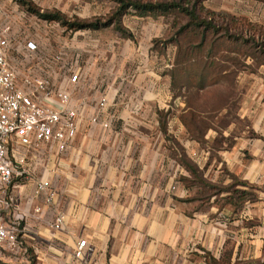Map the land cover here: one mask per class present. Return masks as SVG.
<instances>
[{"label": "crops", "instance_id": "crops-1", "mask_svg": "<svg viewBox=\"0 0 264 264\" xmlns=\"http://www.w3.org/2000/svg\"><path fill=\"white\" fill-rule=\"evenodd\" d=\"M242 2L253 4L254 10L241 8ZM213 11L246 18L264 30V0H221ZM130 52L125 61L132 56L135 64L136 49ZM149 64L129 81L115 74L102 77L95 65L81 66V83L75 88L92 104L108 96L100 119L110 118L111 128L85 124L64 154L28 155L27 168L38 177L55 171L52 184L56 208L66 214L64 230H50L55 212L42 198L28 206L36 189L31 179L15 184L16 210L3 211L2 219L25 229L24 245L38 264H79L73 251L80 240L94 247L92 260L98 264H210V257L220 264H264V75H239L252 84L243 86L236 120L197 139L184 118L190 111L198 119L202 115L185 98L177 105L171 95L190 88L173 85V68L161 76ZM258 68L264 69V62ZM163 78L170 82L165 89L159 85ZM83 113L91 117L95 110ZM239 121L245 123L241 129ZM173 127L184 135L181 145ZM208 140L217 142L212 151ZM196 146L198 160L192 157ZM196 189L199 194L193 196ZM236 191L253 196L240 200ZM38 206L41 215L34 213Z\"/></svg>", "mask_w": 264, "mask_h": 264}, {"label": "rangeland", "instance_id": "rangeland-1", "mask_svg": "<svg viewBox=\"0 0 264 264\" xmlns=\"http://www.w3.org/2000/svg\"><path fill=\"white\" fill-rule=\"evenodd\" d=\"M30 1L43 12L58 10L71 20H93L100 18L104 22L117 9V5L109 0ZM220 4L221 0H209L205 2V6L211 11L219 9ZM240 6L244 9L248 8L250 11H253L255 8L253 4H247L246 2H242ZM229 7L225 6L227 9ZM0 9L15 21L17 30L15 37L19 36L20 39L36 38L38 41L42 40L44 42L43 45H49L50 42L56 46L59 42L62 44L67 58L70 60L78 59L83 69H92V66L95 65L99 74H102V77L115 74L127 77L129 81L132 80L135 74L139 73L138 70L142 71L150 67V64L148 65L150 62L154 63L153 68L159 72V75L165 76L173 68L172 65L176 67L177 52L182 51V53H185L187 48H193L195 59L200 57L202 60L206 59L207 75L202 79H198V77L194 78V73L199 74L204 69V65H200L199 60H196L188 66L187 73L189 74L179 79L180 85L184 83L190 90L187 89L185 94L179 95L180 97H176L175 91H171V95L174 96L177 105L183 102L185 98V104L187 105L190 102L197 113L202 115L203 118L199 120L200 122H197V136L200 132L204 135L208 129H212L209 133L210 135H215V130L220 131L222 128L225 129L229 126L230 121L236 120V110L245 96L243 86L252 84L251 81L241 77L245 73L253 72L260 76L264 75L262 72L264 69L258 68L261 65L259 63L264 62V53L260 51V47H256V44H261L264 41V36L259 31H254V29L248 31L245 36L251 38L255 33L254 35L258 42L256 44H244L242 41L235 42L225 38L224 33H222V36L216 40H214L215 36H210L207 45L200 49L201 37L193 33L191 34V30L181 36H177L180 27L178 24L185 25L187 18L175 12L168 16L145 17L138 16L133 11L128 12L123 17L122 24L131 32L132 38L124 36L113 26L97 31H82L76 33L73 37H69L68 33L46 25L44 21L29 14L12 0H0ZM225 15L231 16L230 13H226ZM260 16L264 17L263 14ZM213 40L216 42L214 43ZM77 44H83L84 48L79 50L76 47ZM132 47L136 49L137 53L135 64L131 63L132 56H130L129 62L126 63L125 61L131 54L130 49ZM153 55L156 57L152 58ZM182 55L178 59L180 60L179 64L186 60ZM249 58L254 62H247ZM178 68H182V66ZM220 68L227 71L225 76H221V73H215L216 69ZM239 75L241 76L240 78L238 77ZM168 84H170L168 78L159 80V85L164 87V89ZM180 85L178 86L180 87ZM214 85L217 86L201 92L197 91L198 88ZM191 88H196V90ZM175 90L179 92L178 88ZM165 92L167 93L166 90ZM114 102L116 103L117 99ZM223 108L224 111L221 112L220 110ZM177 109H180L179 106L176 107ZM224 112L227 114H224ZM175 114L177 115V113ZM220 114L222 116H219ZM218 116L219 118L217 119ZM237 125V128L241 129L245 126V123L239 121ZM173 131V136L179 139L176 142L181 145L180 140H183L184 135L178 131L177 127H173ZM216 143L213 140H208L207 144L210 147L208 150L212 151ZM175 145L177 146L176 143ZM197 147L194 148L196 153L192 155L195 160L199 158ZM213 178L214 174L210 173L208 179L212 180ZM176 188L178 190L179 184H176ZM198 194V189L192 191L193 196ZM0 260L2 261L0 264H38L37 256L33 253L29 254L27 261H20L11 257L9 252L2 247H0Z\"/></svg>", "mask_w": 264, "mask_h": 264}, {"label": "built area", "instance_id": "built-area-1", "mask_svg": "<svg viewBox=\"0 0 264 264\" xmlns=\"http://www.w3.org/2000/svg\"><path fill=\"white\" fill-rule=\"evenodd\" d=\"M45 24L68 33L69 37L76 35L57 23ZM16 31L13 18L0 9V247L20 261H27L25 229L2 219L3 211L16 210L12 194L15 184L35 181L34 195L27 199V204L33 206L36 198H42L54 210L50 230L62 232L66 221V214L56 208L52 184L55 171L38 177L27 168L28 155L42 151L62 155L83 125L107 130L111 128V119H100L109 104L107 95L92 104L78 94L75 87L81 83V65L78 59L67 58L61 43L43 45L36 38L20 39L15 37ZM88 108L95 110L91 117L83 113ZM34 213L41 215L42 207H36ZM94 254V247L80 240L73 258L79 264H98L92 260Z\"/></svg>", "mask_w": 264, "mask_h": 264}, {"label": "trees", "instance_id": "trees-1", "mask_svg": "<svg viewBox=\"0 0 264 264\" xmlns=\"http://www.w3.org/2000/svg\"><path fill=\"white\" fill-rule=\"evenodd\" d=\"M12 1L17 3L29 14L36 16L38 19L48 23H57L72 33H78L82 31H97L113 26L124 36L132 38L131 32L123 26L122 19L128 12L133 11L135 14L141 17L158 15L168 16L175 12L187 18V23L185 25L178 24L180 27L177 36H181L185 32L191 30V34L193 33L201 37L199 47L200 49L207 45L210 36H215L216 38L214 40H216L222 36V33H224L223 35L225 38L235 42L242 41L244 44L258 43L256 41V36L254 35L255 33L251 38H247L245 36L246 33L252 29H254V31H259V33L264 36V30L254 26L246 18H236L209 10L205 6V2L208 0H109L117 5V9L114 14L104 22L100 18H95L93 20H71L58 10L43 12L30 0ZM214 40L213 42L215 43L216 41ZM256 47H260V51L264 53V50H262L264 49V41L261 42V44H256ZM181 54H183L182 56L186 60L179 64L180 60L178 59L181 57ZM194 56L195 54L193 48L191 47L187 48L185 53H182V51L177 52L176 67L174 66L170 71L172 82L175 87L180 85L179 79L189 74L187 73L188 66H190L191 63L195 62L196 60H199L200 65H204V69H202L199 74L194 73V78L198 77V79H202L207 75V63H205L206 59L202 60L200 59L201 57L195 59ZM180 66H182V68H178ZM221 70V68L216 69L215 73H221ZM180 87L182 88L188 86H185L184 83H181ZM199 120L200 119H198L197 114L193 111H190L184 118V122L190 134L197 139L203 137L201 132L198 136L196 134L198 131L197 122H200ZM234 195L235 198L240 200L246 199L249 196L252 198L253 196L250 193L248 196V193L244 191H236ZM0 263H2L1 260ZM209 263L220 264L219 261L212 257H210Z\"/></svg>", "mask_w": 264, "mask_h": 264}]
</instances>
